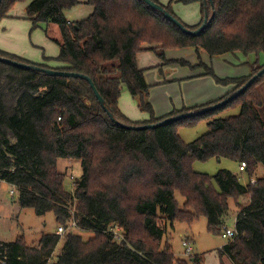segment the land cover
<instances>
[{
    "label": "trees",
    "instance_id": "16d2710c",
    "mask_svg": "<svg viewBox=\"0 0 264 264\" xmlns=\"http://www.w3.org/2000/svg\"><path fill=\"white\" fill-rule=\"evenodd\" d=\"M21 0H1L0 18ZM160 4L185 27L196 29L205 10L213 14L198 35L180 31L159 11L143 0H86L92 13L81 21H68L64 9L78 0H31L25 9L34 25L53 23L59 31V47L51 66L34 63L0 50V56L42 68L76 72L88 76L108 110L111 120L87 81L71 76H51L0 61V182L14 188L20 208L37 215L52 212L57 225L73 220L91 237L67 233H43L35 245L23 236L0 241V264H189L174 256L168 228L181 222L191 225L205 218L208 230L220 235L231 198L237 206L235 235L218 248L220 264H264V176L254 183H241L238 174L220 169L214 175L197 172L194 161L227 158L250 177L264 166V102L259 86L264 74L225 104L207 112L183 117L156 128L131 129L129 125L159 122L182 112L213 105L243 86L264 67L256 60L250 73L234 79L231 90L215 102L182 107L154 117L147 100L149 85L136 54L155 50L164 58L165 48L193 47L209 55L241 52L264 55V0H169ZM199 3L201 20L183 23L172 4ZM44 60H51L45 58ZM184 63V62H182ZM138 98V107L150 114L134 122L120 112L117 101L121 86ZM229 107L236 114L219 116ZM206 121L207 132L184 142L178 129ZM58 159L79 161L80 176L68 191L65 172ZM250 179V178H249ZM183 198L180 205L175 195ZM245 197L247 203L239 204ZM115 227L122 235L113 236ZM62 242L55 262L49 258ZM201 264L200 257H190Z\"/></svg>",
    "mask_w": 264,
    "mask_h": 264
},
{
    "label": "rangeland",
    "instance_id": "374dc122",
    "mask_svg": "<svg viewBox=\"0 0 264 264\" xmlns=\"http://www.w3.org/2000/svg\"><path fill=\"white\" fill-rule=\"evenodd\" d=\"M31 0L15 2L8 10L7 16L0 18V45L3 50L27 56L35 61L42 60L45 56H56L59 47L55 41L58 37V28L53 23L38 22L33 24L25 13V8ZM167 4L169 0H159ZM172 10L176 16L187 25H194L201 20L199 3L172 4ZM90 13L86 4H78L70 9H64L63 14L70 22L81 20ZM9 15V16H8ZM12 15V17H10ZM136 64L143 69L144 79L149 85L147 96L152 106L154 117L169 114L172 110H180L182 107H199L210 102L217 101L226 95L232 88L231 82H220L218 79H234L248 75L251 65L256 60V68L264 62V55H244L241 52H227L220 55H209L203 49L196 50L193 47L165 48L164 58L159 57L155 50L138 52ZM136 54V56H137ZM184 62V63H182ZM51 65H61L51 61ZM259 91L264 102V82L259 86ZM117 106L121 113L134 122L148 120L150 114L138 107V98L133 97L123 84ZM205 108V107H204ZM238 107H229L219 113L226 116L238 113ZM182 112V113H188ZM180 113V114H182ZM207 132L206 121L202 120L192 126L178 129V135L184 142H190ZM57 167L65 172L64 186L68 191L73 188V182L80 176L79 161L71 159H58ZM192 167L197 172L214 175L220 169H227L238 174L241 183L249 182V178L257 179L264 176V166L258 165L253 174L248 177L238 171V163L231 159L210 158L205 161H194ZM13 188L4 182H0V241H13L23 236L28 245H35L43 233H55L58 226L52 212L37 215L31 208H20L17 203V194L11 193ZM179 204L183 198L175 195ZM239 204L247 203L245 197L239 198ZM229 210L224 219V225L232 228L235 225L237 206L234 201L228 199ZM67 233L78 234L86 240L93 235L90 231H80L76 227L64 226ZM168 239L172 246L174 256L184 259L191 264L190 257L197 254L201 264H220L217 253L225 242L217 233L208 230L205 218L194 221L191 225L176 222L173 228H168L164 240ZM187 241L192 252L185 253L182 241ZM62 242L53 250L49 262L53 263L61 252ZM223 264L227 262L222 258Z\"/></svg>",
    "mask_w": 264,
    "mask_h": 264
},
{
    "label": "water",
    "instance_id": "95a60500",
    "mask_svg": "<svg viewBox=\"0 0 264 264\" xmlns=\"http://www.w3.org/2000/svg\"><path fill=\"white\" fill-rule=\"evenodd\" d=\"M210 4L212 6V0H209ZM143 2L149 6L152 9H155L157 11H159L166 19H168L169 21H171L180 31H182L183 33L187 34V35H198L205 27L206 25L209 23V21L211 20L213 14H211L210 16H208V12L205 10L204 13V18H203V23L196 29L192 30L189 29L187 27H185L179 20H177L174 16H172L167 10H165L160 4L155 3L152 0H143ZM1 3V0H0ZM0 61L2 62H6V63H11L12 65H15L17 67L23 68V69H27V70H34V71H40L43 73H46L47 75H51V76H64V77H74V78H80L83 79L85 81L88 82L90 88L92 89L94 96L96 97V99L98 100L99 104L101 105L102 109L105 111V113L107 114V116L113 120L114 122H116L117 124H120L113 116V114L108 110L103 98L101 97V95L99 94L98 90L96 89L94 83L92 82V80L85 75H82L80 73H76V72H67L64 70H57V69H51V68H42L33 64H27L24 62H18V61H14L11 60L9 58L6 57H1L0 56ZM264 74V67H262L259 71H257V73H255L253 76H251L243 86H241L240 88H238L236 91H234L233 93H231L230 95H228L226 98H224L223 100L210 105L208 107L202 108V109H198L196 111H191L188 113H182V114H178L176 116L173 117H168L165 118L159 122L153 123V124H144V125H129L127 126L128 128L131 129H136V130H140V129H147V128H156L164 123L173 121V120H177L183 117H187V116H191V115H195V114H200L203 112H207L209 110H213L223 104H225L226 102L230 101L231 99H233L234 97H236L237 95L241 94L243 91H245L248 86H250V84L260 75Z\"/></svg>",
    "mask_w": 264,
    "mask_h": 264
},
{
    "label": "built area",
    "instance_id": "2783aa9c",
    "mask_svg": "<svg viewBox=\"0 0 264 264\" xmlns=\"http://www.w3.org/2000/svg\"><path fill=\"white\" fill-rule=\"evenodd\" d=\"M245 168H246V164H245V162H241V163H239V165H238V171L243 172V171L245 170ZM249 182H250V183H254V182H255V179H254V178H250V179H249ZM12 188H13V187H12ZM10 192L13 193V192H14V188H13V190L11 189ZM234 221H235V220H234ZM69 226L76 227L75 221H73V220L69 221ZM65 232H66V228H65L63 225H58V226L56 227V234H58V235L61 236V235H63ZM234 235H235V229H234V227L229 228V227H227V226H225V225H223V226L221 227L220 236H221V238L224 240L225 243H226L227 241H230V240L234 237ZM113 236H114L118 241L122 240V235H121V233L118 231V228H117V227H115V229H114V231H113ZM182 246L185 247V253H186V254H189V253L192 252V248L189 246V243H188L186 240H185V241H182Z\"/></svg>",
    "mask_w": 264,
    "mask_h": 264
},
{
    "label": "crops",
    "instance_id": "0c3cea01",
    "mask_svg": "<svg viewBox=\"0 0 264 264\" xmlns=\"http://www.w3.org/2000/svg\"><path fill=\"white\" fill-rule=\"evenodd\" d=\"M79 1V4H86L85 3V1L86 0H78ZM88 7H89V10H90V13L85 17V18H87L91 13H92V10H93V8H92V6H90V5H88V4H86ZM77 6V5H76ZM26 9V8H25ZM26 13V12H25ZM9 16V15H8ZM10 17H12V15L10 16ZM85 18H83V19H85ZM67 20H68V18H66ZM83 19H81V20H83ZM81 20H77V21H81ZM69 21V20H68ZM58 30V29H57ZM58 37L56 38V40H58L59 39V31H58V35H57ZM1 37V36H0ZM3 46H1L0 45V50H2V51H5V52H9V51H6V50H3V48H2ZM145 51V50H144ZM9 53H12V52H9ZM13 54H15V53H13ZM21 55H22V53H20ZM15 55H17V56H19V57H21V58H23V59H25V60H28V61H30V62H34V63H43V62H46L47 64H49V65H51L50 63H51V61H53V58H55L56 56H46L47 58H50L51 60H44L46 57L44 56L43 57V59L42 60H39V61H35L34 59H30V58H27V56H21V55H18V54H15ZM138 55L139 54H137V56H136V58H138ZM54 62V61H53ZM51 66H56V65H51ZM262 177V176H261ZM223 259L227 262V264H232V262L229 260V259H227L226 257H223Z\"/></svg>",
    "mask_w": 264,
    "mask_h": 264
}]
</instances>
